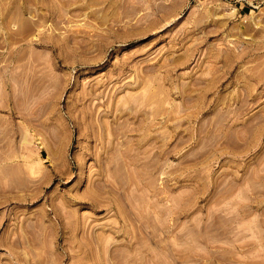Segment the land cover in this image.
<instances>
[{"label": "rangeland", "instance_id": "rangeland-1", "mask_svg": "<svg viewBox=\"0 0 264 264\" xmlns=\"http://www.w3.org/2000/svg\"><path fill=\"white\" fill-rule=\"evenodd\" d=\"M0 264H264V0H0Z\"/></svg>", "mask_w": 264, "mask_h": 264}]
</instances>
